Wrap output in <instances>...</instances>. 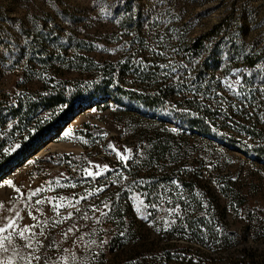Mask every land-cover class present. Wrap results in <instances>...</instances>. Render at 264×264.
<instances>
[{
	"label": "rangeland",
	"instance_id": "1",
	"mask_svg": "<svg viewBox=\"0 0 264 264\" xmlns=\"http://www.w3.org/2000/svg\"><path fill=\"white\" fill-rule=\"evenodd\" d=\"M134 10L142 34L164 51L202 36L208 40L182 74L181 88L173 94L177 102L197 96L196 81L203 75L211 84L224 80L218 96L234 112L236 102L226 92L239 93V64L230 63L225 76L226 68L201 66L224 31L232 37L241 32L252 60L264 70V0H0V95L31 98L81 87L99 70L123 63V38L137 27L129 26ZM164 66L182 68L171 60ZM160 71L150 78L153 89ZM133 83L134 89L143 87ZM255 96L261 99L259 109L247 115L243 128L223 123L225 131L243 135L247 153L142 109L113 101L104 109L79 105L81 111L60 135L0 175V218L18 213L19 227L38 225L32 240L12 243L23 253L30 251L26 242L36 248L39 241L35 254L40 259L33 264H109L108 259L173 264L187 252L200 254L193 264H228L243 246L264 261V151L252 149L264 148V86ZM125 197L126 214L121 209ZM119 220H127L124 231L116 226ZM187 220L225 223L228 234L201 240L185 229ZM107 233L126 236V242L108 248L106 257ZM209 248L213 257L204 253Z\"/></svg>",
	"mask_w": 264,
	"mask_h": 264
},
{
	"label": "trees",
	"instance_id": "2",
	"mask_svg": "<svg viewBox=\"0 0 264 264\" xmlns=\"http://www.w3.org/2000/svg\"><path fill=\"white\" fill-rule=\"evenodd\" d=\"M139 17L136 10L130 15L129 26L137 27L123 38V47L126 49L124 62L115 63L106 70H99L81 87H62L31 98L24 96L9 98L6 94L0 95V157L3 156L0 158V175L25 157L34 155L40 148L60 135L68 121L81 111L79 105L84 108L95 105L98 109H104L108 107L110 101L132 110L142 109L162 122L178 123L187 130L215 137L222 140L225 146L233 147L241 153H247L245 144L242 142L243 135H234L223 128V123H235L237 127L243 128L247 115L258 110L261 103V99L255 95L264 86V70L261 69L260 64L252 60L245 45L244 35L239 32L236 37H232L229 31L222 32L221 42L216 43L214 50H207L201 64V66L218 65L223 69L226 68L223 76L230 72V63L236 61L239 64L241 77L237 87L239 93L226 92V94H231L232 100L236 102L234 112L231 114L227 102L218 96L224 87L222 79L211 84L201 75L196 81L197 87L194 90L197 96L190 98L181 96L180 102L173 98V94L181 88L182 74H186L189 67L195 63L202 46L206 41L208 42V40L204 41L205 36L197 38L186 46H180L175 51H164L163 48H157L158 46L142 34L139 28ZM122 21L129 22L124 18ZM146 46L147 49H145ZM155 49H159L160 52L155 54ZM167 60L179 62L182 68L177 70L173 66H164ZM89 63V69L93 71L94 63L92 61ZM160 68L162 76L157 78L159 81L153 89L150 78L152 79V75ZM130 71H132L131 74L123 75ZM135 80L143 87L134 89ZM223 114L225 116L222 118L220 115ZM239 133L244 134L242 131ZM252 149L253 153L264 151L261 146ZM134 176L136 177L135 172ZM181 183L186 186V183ZM129 193L130 190L126 191L125 196L128 197ZM126 197L121 202V209H125V214L129 209V206H126ZM106 222L111 221L105 220ZM116 226L123 227L119 230L124 231L127 220H119ZM184 227L186 230H191L193 235L201 240L208 237L207 241H217L228 234L227 225L225 223L215 224L214 220H187ZM105 238L104 255L106 257L109 254L108 248L118 247L126 242V236H110L107 233ZM153 245V249L159 251L154 243ZM183 247L192 251L188 249L191 247L185 244ZM209 249V252L204 253L206 256L213 257L214 251L212 248ZM196 257H200V254L187 252L172 261L173 264L184 262L193 264V259ZM108 260L109 264L116 263L114 259ZM144 261L146 260H140L136 264H142ZM152 264L157 263L152 262ZM228 264H264V261L256 254V251L243 246L241 255L231 257Z\"/></svg>",
	"mask_w": 264,
	"mask_h": 264
},
{
	"label": "snow or ice",
	"instance_id": "3",
	"mask_svg": "<svg viewBox=\"0 0 264 264\" xmlns=\"http://www.w3.org/2000/svg\"><path fill=\"white\" fill-rule=\"evenodd\" d=\"M109 147L112 146L110 145ZM117 155L126 160V157L122 156L119 152H117ZM96 167L99 168L100 166L97 165ZM87 174L93 176L91 171H87ZM95 175H100V173L97 172ZM56 182L59 183V181ZM8 184L11 185L12 182L8 181ZM16 191L19 192V189H16ZM35 194V192L32 193V195ZM81 198L83 199V197ZM41 202V200H36V204H40ZM78 202L79 201H77V203ZM0 207H2V205H0ZM56 207H59V205H56ZM105 207H107V204H105ZM70 217L71 213H69L66 218ZM36 219V216H32V220ZM37 226V224H32L25 225L22 228L19 227L18 213L0 218V264H33V261H39L40 257L35 254L36 250L41 246L39 241H37L36 248H33L31 243L26 242L24 247L28 248L30 251L23 253L18 251L16 246L12 243L14 239L18 238H24L26 241L32 240L37 235V233L33 231ZM39 235H43V231H41ZM45 264H47V261Z\"/></svg>",
	"mask_w": 264,
	"mask_h": 264
},
{
	"label": "water",
	"instance_id": "4",
	"mask_svg": "<svg viewBox=\"0 0 264 264\" xmlns=\"http://www.w3.org/2000/svg\"><path fill=\"white\" fill-rule=\"evenodd\" d=\"M78 114H79V113H77L75 116H73L72 119H71L70 121H68L67 124H69V123H70V122H71V121H72V120H73ZM67 124H66L65 126H67ZM65 126H64V127H65ZM64 127H63V128H64Z\"/></svg>",
	"mask_w": 264,
	"mask_h": 264
}]
</instances>
